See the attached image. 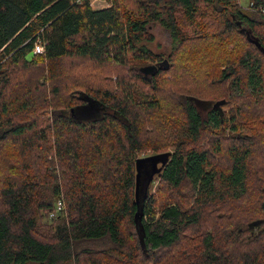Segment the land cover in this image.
I'll return each instance as SVG.
<instances>
[{
    "label": "trees",
    "instance_id": "16d2710c",
    "mask_svg": "<svg viewBox=\"0 0 264 264\" xmlns=\"http://www.w3.org/2000/svg\"><path fill=\"white\" fill-rule=\"evenodd\" d=\"M106 1L0 0V264H264V0ZM150 150L170 158L140 207Z\"/></svg>",
    "mask_w": 264,
    "mask_h": 264
},
{
    "label": "rangeland",
    "instance_id": "374dc122",
    "mask_svg": "<svg viewBox=\"0 0 264 264\" xmlns=\"http://www.w3.org/2000/svg\"><path fill=\"white\" fill-rule=\"evenodd\" d=\"M93 1V5H92V8L95 9V10H101V9H105V8H108L110 7L111 3H109L108 1L104 2V1H98L96 2V0H92ZM239 4L242 8L244 9H247V10H251V5H250V0H239ZM254 11L256 10L258 12V9H253ZM261 13V12H260ZM152 33L155 35V38H156V41L155 43L152 45V49L153 51H155L156 53L158 52H166L169 50L170 46H171V38H170V35H169V32L167 30H165L163 27L161 26H156L154 29H152ZM159 54V53H158ZM34 54H31L27 59L28 61H31L34 57ZM17 81H20L18 78H17ZM27 91V88L23 87L22 84L18 85L16 87V96H24V94L26 93ZM27 98H30V97H25V100ZM227 112L230 111V108L228 107L227 109H225ZM103 111H100V110H96L94 108H91V107H82L80 109L77 110V118L79 120H90V119H97L99 117H101ZM44 115L45 114V111L43 112ZM27 120V119H26ZM175 124H176V128H178L180 126V122L179 120L176 118L175 119ZM228 131V130H227ZM247 130H243L242 133H246ZM229 134V131L228 133ZM210 135V134H209ZM47 136V134H46ZM230 136H233L232 134H230ZM31 136L30 135H26L22 138V142L27 139V138H30ZM204 142L203 144H207L209 142V139H213L214 138V135H210L208 136L207 135H204ZM50 140V139H49ZM15 142V141H13ZM13 142H8L5 146V149H6V153H10L11 152V147H12V150L14 149V146L15 144H13ZM17 147L18 145L16 144V152H17ZM43 149H44V146L42 145L41 146ZM37 154L40 155L42 158L45 156V152L44 153H40V151L38 150L37 148ZM155 155L151 150L150 151H147L146 153L142 154L139 156V158H144V157H149V156H153ZM10 156V155H9ZM49 160H53L54 157L53 155H49L48 158ZM55 160V159H54ZM21 159H18V160H13V163H11V161L9 162L8 159H6L5 157H3V164L6 165V169L5 167H3V171L2 172V177L3 176H11L14 174V172H16V170L13 168L15 166L18 165V162H20ZM57 161L55 160V163ZM58 168V166H57ZM159 184H160V180L158 177H156V179H154L153 181V185L151 186V193L152 195H158V192H159ZM59 201H62V200H59ZM63 209L62 211L60 212H57V210H54L55 211V216L56 217L57 215H59L60 213H62L65 209V203L63 202ZM230 212L234 213L235 210L234 208L230 210ZM229 214V212H224L223 210L220 212V216H227ZM54 217H51V214L47 217V219L45 220L46 222L49 221H53L54 220Z\"/></svg>",
    "mask_w": 264,
    "mask_h": 264
},
{
    "label": "water",
    "instance_id": "95a60500",
    "mask_svg": "<svg viewBox=\"0 0 264 264\" xmlns=\"http://www.w3.org/2000/svg\"><path fill=\"white\" fill-rule=\"evenodd\" d=\"M163 66H165L163 69L168 71L170 69L169 61L165 60L159 65L143 67L140 70L147 77V75L157 72ZM72 111L74 112V109ZM169 158H170V154L165 153V154L153 155V156L137 159L136 161L137 177H136L135 195H136V202L138 206L141 207L142 201L146 199V194H147L148 187L151 181L156 175L157 176L161 175L162 170L168 163ZM141 217H142V212L139 213V218ZM263 222L264 220L254 221L250 223L248 227L250 229L258 228ZM141 243H142L143 249L145 250L146 249L145 242L141 240Z\"/></svg>",
    "mask_w": 264,
    "mask_h": 264
},
{
    "label": "built area",
    "instance_id": "2783aa9c",
    "mask_svg": "<svg viewBox=\"0 0 264 264\" xmlns=\"http://www.w3.org/2000/svg\"><path fill=\"white\" fill-rule=\"evenodd\" d=\"M98 1H104V0H96V2H98ZM104 2H106V1H104ZM93 4H94L93 1L90 0L91 7ZM262 13H264V10H262ZM44 53H45V46L43 44V41L38 38L36 43H35L33 54L34 55H42ZM63 207H64L63 201H58L55 210H57V212H60V211H62ZM54 216H55V211L53 213H51V217H54Z\"/></svg>",
    "mask_w": 264,
    "mask_h": 264
}]
</instances>
